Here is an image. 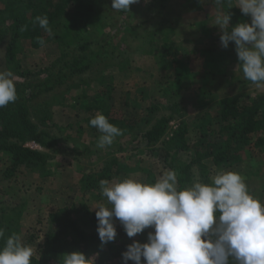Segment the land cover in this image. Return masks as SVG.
<instances>
[{"label": "trees", "instance_id": "16d2710c", "mask_svg": "<svg viewBox=\"0 0 264 264\" xmlns=\"http://www.w3.org/2000/svg\"><path fill=\"white\" fill-rule=\"evenodd\" d=\"M139 1L140 3L130 6L126 20L128 25L122 31L140 40V49L145 47L143 53L152 54L155 59L165 62L167 70L174 69L182 72V68H186L184 58L188 57L185 53L186 49L171 39L174 28L163 12L172 0ZM180 2H183L185 10L183 13L186 16L204 11L201 4L203 0H180ZM106 4V0H0V47L4 41L7 42L5 66L15 76L24 79V82L15 84L18 94L16 102L0 108V161L3 158L6 166L4 170L6 180L15 178L22 169L30 170L45 178L52 174L51 167L54 161L52 154L64 152L74 157L85 154L87 155L85 157H90L89 159L95 157L98 162H101L99 166L96 164L97 167L92 166L84 173L81 172L82 175H79V168L76 175L73 174L80 181V188L84 190V193L98 192L101 180L118 181L124 174L137 171L146 172L147 181L154 182L152 174L145 171L146 169H142L139 165L133 166L126 159L124 160L125 155L149 150L163 154L164 167L167 170H176L179 184L184 186L196 180L195 167L198 169L201 181L210 183L214 175L210 164L217 170L220 168L226 170L242 162V152L248 151L254 156V152L259 150L260 154L264 155V93L256 97L243 94L221 99L216 117L211 122L202 120L189 124L184 119V111L177 110L176 107L179 104H175L172 107L176 109L177 114L181 115L180 122L169 136L166 135L171 118L161 117L144 131L142 122L149 124V120L137 121L134 115L135 109L131 110V104L128 101H124L127 115L116 108L114 92L118 89L120 78L114 74L115 71L121 72L122 69L131 66V61L123 59L122 56V59L116 61L117 55H121L122 51L117 54L115 50H111L113 44L104 39L97 41L95 38L97 35L104 34V25H98L99 22L96 20H99V17H96V12L98 15L102 11L105 12ZM220 11H229L231 18L235 16V19L243 15L234 6L228 9L226 4L220 6ZM144 12L151 14L152 17L146 15L142 18L137 17H141ZM44 15L48 17L51 34L34 23L36 16ZM134 19L137 20L135 25L132 23ZM232 19L230 21H233ZM201 25V30L205 32L206 28L204 29L203 23ZM90 28L91 32H82ZM148 30L153 31L148 32L149 36H145ZM37 37L45 41L43 46L51 41L58 43L61 54L52 65L35 72L21 63L19 55L26 48L32 51L43 48L38 43ZM157 37L160 38V43L155 42ZM225 51L222 49L220 52H214L208 49L201 53L198 50L200 61L202 58L204 61L203 66L206 69L204 73L208 74L212 69V73H219L218 66L225 69L223 64L229 56L233 61V55ZM102 61L104 67L95 78L97 85L91 91V96V89L88 87L92 82L86 76L95 63ZM236 62L239 65V60L236 59ZM186 69L189 73H186L187 77H198L199 81L205 78L202 83L207 80L206 75L199 76L189 68ZM44 75L45 78H42ZM70 79L75 83L67 86L66 89L75 91L73 104H70L71 110L61 111L64 112L63 114L76 115L78 106L81 107L80 114L76 115L79 117L76 130L78 133H75L77 136L71 133L68 138H62L42 129L48 126L47 122L51 120V117L44 114L39 124L31 119L30 104L42 94L55 93ZM33 81L38 83L33 85L31 84ZM176 82L180 83L181 79L178 78ZM244 82L255 85L246 79ZM204 84L206 85V82ZM192 89L196 92L199 90L205 92V87L201 84H195ZM128 96L126 95L127 99ZM65 105L61 104V106ZM157 110L159 109L156 105H151L147 109L152 119ZM97 112L104 114L110 123L121 128L123 135L116 137L111 146L90 150L85 144L79 146V142L73 138L101 135L89 123ZM70 140L73 141L72 144H69ZM121 141L126 142L127 146H124L125 143ZM28 144L38 145L41 150L27 147ZM102 154L105 156L101 157ZM181 154L188 157L187 162L184 163L179 159ZM24 208L25 204L18 208L0 207V228L5 230L4 239H0V247H3L8 236L20 233L19 219ZM95 212L93 208L85 205L78 208L74 206L73 211L58 209L57 212L51 213L48 218L50 224L43 250L38 258H33L32 264H59L62 254L76 250L83 252L86 257L98 253L96 264H122V253L132 242L123 238L117 240L118 236H116L114 241L101 246ZM72 213L82 216L72 219ZM118 230L125 233L121 224ZM147 230L138 235L145 236L148 233ZM38 238L37 234L32 235L27 239L26 244L37 241ZM128 264H134V262L129 261Z\"/></svg>", "mask_w": 264, "mask_h": 264}, {"label": "rangeland", "instance_id": "374dc122", "mask_svg": "<svg viewBox=\"0 0 264 264\" xmlns=\"http://www.w3.org/2000/svg\"><path fill=\"white\" fill-rule=\"evenodd\" d=\"M106 1L105 12L102 11L100 15L96 12V17H99V20L96 21L99 22L98 25H104V34L97 35L95 38L97 41L104 39L113 44L111 50H115L117 54L122 51L121 55H117L116 61L122 59L121 56L123 59H129V61H131V66L122 69L121 72L115 71L114 75L120 78V82L118 84V89L114 92V106L124 111L125 115H127V111L124 108V101H128L131 104V110L135 109L134 115L137 121L149 120V124L142 122L144 131L148 130L157 119L167 117L171 118L172 121L169 124L166 136L171 135V132L177 128L180 122L179 116H181L177 114L175 111L176 109L172 107L175 104H179L176 107L177 110L184 111V119L189 124H194L202 120L211 122L214 121L216 117L217 111L219 110V101L221 99L237 97L243 94L256 97L264 93V85L257 86L245 84L242 71L239 69L240 67L236 62L238 57L234 42H229V49L221 46L220 36L222 30L219 26L213 25L217 11H220V6L215 5L214 0H203L201 4L204 11L195 13V15H184L183 12H185V10L183 8V2H180V0H172L163 11L166 19L170 21V24H172L174 28L171 39L186 49L185 53L188 56L184 58L186 68H189L199 76H203V74L206 75L207 80L204 81L206 85L204 82L202 83V80L205 78L199 81L198 77H187L186 73H189L186 72V68H182V72H177L174 69L167 70L165 62L155 59L152 54H144L143 50L145 47L140 49L141 41L136 40L131 34L128 35L129 33L122 31V29L128 25L126 23L128 12L126 14V12L122 13V11L113 10L111 7L112 0ZM138 3H140V1ZM234 7L241 11L239 7ZM143 15L152 17L151 14L149 15L146 12L142 13L141 17H137L142 18ZM232 18L233 21H230V27L238 23L250 22V17L244 14L239 16V19H235V16ZM136 21L137 20L134 19L132 23L135 25ZM199 22L203 23L204 29L206 28L205 32L201 30L202 25L201 23L199 25ZM154 27L156 26L154 25ZM151 31L153 30L146 31L147 35L145 36H149L148 32ZM82 32H91V28L88 31L85 30ZM145 36H143L144 39ZM92 39H94V37ZM156 41L160 43V38L157 37L155 39V42ZM3 43L4 44L0 47V70H7L5 66V49L7 42L4 41ZM97 47L98 46L95 48ZM208 49L214 52H220L224 49L226 50L225 53L233 55V61L229 56L225 59V64H223L225 69L218 66L217 69H219V73H212V69L206 74L204 73L206 72L203 66L204 61L203 58L202 61H200L198 57L200 53L198 50L201 52ZM60 52L61 49L58 43L51 41L37 51L26 48L19 55V60L29 70L38 72L52 65L61 54ZM223 61L224 60H222V62ZM103 67V61L97 62L93 65V69L87 73L86 77L92 82L91 86L88 87L91 89V96V91L97 85L95 78ZM15 78V84L24 82V79L19 76H15ZM42 78H45V75ZM178 78L181 79L180 83L176 82ZM36 83H38V81H33L31 84L35 85ZM72 83L75 82L70 79L58 88L55 93L42 94L30 104L31 119L39 124L44 114L45 116L51 117V120L47 122L48 126H42V129L50 131L62 138H68L71 136V133L74 134L73 136H77L75 133H78L76 130L78 129L77 123L79 117H76V115L80 114L81 107L78 106L75 112L76 115L62 113L63 110H71L70 104H73L75 91H69L66 88L72 85ZM195 84H201V86L205 87V92L203 93L201 90L196 92L195 89H192ZM126 95H129V100L126 98ZM64 99L65 102H63ZM61 104L66 105L61 106ZM151 105H156L159 109L154 113L153 119L151 118V114L147 111ZM97 138L98 137H95V135H90V137L86 138L73 139L79 142V146L85 144L90 150H95L98 149ZM68 142L72 144L73 141L70 140ZM121 142L125 143L124 146H127L126 142ZM141 152L125 155L124 160L126 159L133 166L139 165L142 169H146L145 171H148V173L150 172L153 176H151L152 178L155 180L158 179L163 171L167 170L164 167L163 154H158V152H151L149 150ZM253 155L254 156L250 155L248 151L242 152V162L226 170L238 171L245 178L249 176V178H246V183L250 191L261 200H264V155L260 154L259 150H256ZM52 156H54L53 166L51 167L52 174L45 178L40 177L39 174L33 173L30 170L22 169L15 178L6 180L4 178L6 166L3 163V158L2 161H0V207L18 208L22 204H25V208L19 219L20 233L17 235L21 237L24 243H26L27 239L32 235L37 234L39 236L37 241L28 243L36 248L35 258H38L40 252L43 250V243L50 224L48 218L51 213L57 212L58 209H72L73 211L74 206L78 208L88 205L94 209L98 204L106 202L105 198L101 195L100 188L98 192L84 193V190L80 188V181L74 176L77 173V168H79V175H82L85 170L92 166L93 168L97 167L96 164L99 166L101 164L100 161L98 162L95 157L89 159L90 157H85L87 156L85 154L74 157V155L58 152L55 155L52 154ZM104 156L105 155L102 154L101 157ZM179 159L184 163L188 161V157L185 154H181ZM210 166L211 171L215 174L217 169L211 164ZM194 174L196 180H201L196 167L194 168ZM130 176L145 181L148 179V174H146V172L138 171L124 174L121 178L123 179ZM115 181L116 180L112 182ZM94 210L96 211V209ZM80 216H76L75 213L71 215L72 219H77ZM116 228L118 231L117 240L123 238L130 242H133V240L141 243L147 242L148 233L143 237L137 235L129 238L125 233L118 230V228H120L118 220L116 221ZM149 231H154V229L149 228L147 232Z\"/></svg>", "mask_w": 264, "mask_h": 264}, {"label": "clouds", "instance_id": "9594fccd", "mask_svg": "<svg viewBox=\"0 0 264 264\" xmlns=\"http://www.w3.org/2000/svg\"><path fill=\"white\" fill-rule=\"evenodd\" d=\"M139 0H112V9L129 12ZM215 5L240 8L250 22L230 27L229 11H217L213 25L222 30L221 46L234 42L244 79L264 85V0H214ZM34 23L51 34L46 15ZM23 30V29H22ZM43 46L45 41L37 37ZM14 73L0 70V108L18 99ZM90 126L101 135L97 147L111 146L123 130L97 112ZM106 202L95 215L101 246L117 236L116 221L129 238L145 229L147 242L133 240L122 253V264H264V200L254 195L238 171L220 168L210 183L197 179L180 186L174 169L163 171L154 182L125 177L100 181ZM5 230L0 228V239ZM36 248L15 233L0 247V264H32ZM97 254L64 253L59 264H96ZM143 258V259H142Z\"/></svg>", "mask_w": 264, "mask_h": 264}, {"label": "built area", "instance_id": "2783aa9c", "mask_svg": "<svg viewBox=\"0 0 264 264\" xmlns=\"http://www.w3.org/2000/svg\"><path fill=\"white\" fill-rule=\"evenodd\" d=\"M27 147H30L32 149H35V150H41V148L38 146V145H35V144H28Z\"/></svg>", "mask_w": 264, "mask_h": 264}]
</instances>
